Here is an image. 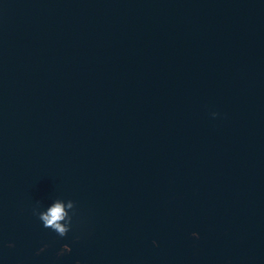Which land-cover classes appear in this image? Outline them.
<instances>
[{"label": "water", "instance_id": "water-1", "mask_svg": "<svg viewBox=\"0 0 264 264\" xmlns=\"http://www.w3.org/2000/svg\"><path fill=\"white\" fill-rule=\"evenodd\" d=\"M57 198L73 224L264 198V0H0V234Z\"/></svg>", "mask_w": 264, "mask_h": 264}, {"label": "clouds", "instance_id": "clouds-1", "mask_svg": "<svg viewBox=\"0 0 264 264\" xmlns=\"http://www.w3.org/2000/svg\"><path fill=\"white\" fill-rule=\"evenodd\" d=\"M212 115L216 116L217 113H213ZM32 214L41 221L44 228L51 229L58 237L64 238L70 231H72L73 218L77 215L76 203L71 199L65 201L61 198H57L44 209H42L40 205L33 207ZM191 235L193 238L199 239V234L197 232H193ZM76 239H79V237ZM152 243L154 246H157L156 241H153ZM7 246L9 248L15 247L13 243H9ZM47 248L48 245L44 244L38 249L36 255H40ZM71 251V247L68 244H64L57 252V257H62ZM76 264H80V262L77 261Z\"/></svg>", "mask_w": 264, "mask_h": 264}]
</instances>
